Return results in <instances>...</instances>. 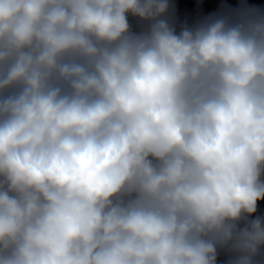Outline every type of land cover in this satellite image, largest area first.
I'll list each match as a JSON object with an SVG mask.
<instances>
[{
	"label": "clouds",
	"instance_id": "obj_1",
	"mask_svg": "<svg viewBox=\"0 0 264 264\" xmlns=\"http://www.w3.org/2000/svg\"><path fill=\"white\" fill-rule=\"evenodd\" d=\"M177 9L0 0V264H264V9Z\"/></svg>",
	"mask_w": 264,
	"mask_h": 264
}]
</instances>
